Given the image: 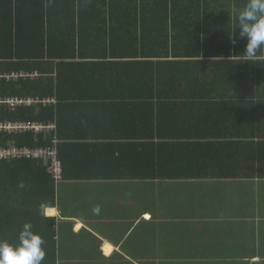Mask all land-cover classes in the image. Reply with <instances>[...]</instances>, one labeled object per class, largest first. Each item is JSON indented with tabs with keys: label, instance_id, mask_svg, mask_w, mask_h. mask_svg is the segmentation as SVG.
<instances>
[{
	"label": "trees",
	"instance_id": "trees-1",
	"mask_svg": "<svg viewBox=\"0 0 264 264\" xmlns=\"http://www.w3.org/2000/svg\"><path fill=\"white\" fill-rule=\"evenodd\" d=\"M246 3L0 0V97L58 103L0 108V123H48L63 115L69 123L79 118L106 131L96 137L107 143L96 146L114 157L112 176L88 168L74 175L64 158L70 145L59 142L63 180L192 182L193 187L203 181L201 197L226 182L264 183V49L246 61L244 42L230 39L238 31L233 10ZM65 124L60 120V127ZM123 126L138 135L117 136L115 129ZM11 140L32 148L52 143L0 135V147ZM92 146L88 154L96 160L100 150ZM55 188L42 160L1 164L0 241L18 244L22 226L30 224L44 241L41 264H59L61 231L57 219L44 212L55 205ZM172 189L169 202L177 211L183 202L178 184ZM193 199L187 195L184 203Z\"/></svg>",
	"mask_w": 264,
	"mask_h": 264
},
{
	"label": "crops",
	"instance_id": "crops-1",
	"mask_svg": "<svg viewBox=\"0 0 264 264\" xmlns=\"http://www.w3.org/2000/svg\"><path fill=\"white\" fill-rule=\"evenodd\" d=\"M9 99L17 98L0 97V100ZM32 100L40 104L0 108L25 110L49 105L57 107L58 104L55 99ZM49 101L55 102L46 104ZM84 117L91 119L86 114ZM66 118L63 115L60 118L56 116L55 121L48 123L6 121L44 123L54 125L55 129L50 134L36 135L33 132L19 131L0 135L15 139L32 135L36 143H40L41 137L45 140L59 138L61 144L70 145L64 158L65 163L76 170L74 175L82 176L88 168L99 170L98 175L112 176L113 173L108 169L113 164L114 157L108 158L106 151H102L108 150L106 147L101 149L96 146L107 143L105 137H96L106 131L97 129V124L91 125L79 118L73 119L71 123ZM60 120L62 124L66 120L67 124L60 127ZM124 129V126L115 129L116 135H138V130L133 132L131 129ZM127 139L133 141L132 138ZM116 141L114 138L110 143L115 144ZM122 141L118 140L117 143L121 144ZM12 145L27 146L11 140L1 147ZM88 145L100 150L96 160L90 159ZM73 148L76 151H72ZM68 169L66 172L70 171V167ZM175 184H178V194L183 202V206L177 211H173L176 208L174 203L169 202V194L176 192L174 189L170 191V185ZM194 184L158 182L151 186L150 182L107 181L93 177L64 179L56 184L54 207L44 211L46 217L57 219L56 227L61 231V237H56L58 263L264 264V183L226 182V186L217 191L203 193V196L207 195L205 197H201L200 193L205 182H200L196 187H193ZM194 189V192H189ZM150 194L153 196L152 201L141 203L138 200ZM187 195H195V199L184 203ZM48 212L56 213L50 215Z\"/></svg>",
	"mask_w": 264,
	"mask_h": 264
},
{
	"label": "clouds",
	"instance_id": "clouds-1",
	"mask_svg": "<svg viewBox=\"0 0 264 264\" xmlns=\"http://www.w3.org/2000/svg\"><path fill=\"white\" fill-rule=\"evenodd\" d=\"M237 27L230 39L244 42L243 56L252 61L264 49V0H247L240 10H233ZM19 243L0 241V264H41L45 252L42 237L25 223L18 234Z\"/></svg>",
	"mask_w": 264,
	"mask_h": 264
},
{
	"label": "built area",
	"instance_id": "built-area-1",
	"mask_svg": "<svg viewBox=\"0 0 264 264\" xmlns=\"http://www.w3.org/2000/svg\"><path fill=\"white\" fill-rule=\"evenodd\" d=\"M55 101H51L52 104ZM40 104L32 99L20 100L9 99L0 100V106H7L11 108H17L21 106H33ZM55 129L54 125H46L44 123H14L6 122L0 123V133L13 134L19 131L33 132L38 135L41 133H51ZM58 144L59 139L52 138V143L43 147L30 148L27 146H8L0 148V166L5 161H21V160H35L44 161L48 167V174L52 177L53 181L58 185L63 181V169L61 161L58 159Z\"/></svg>",
	"mask_w": 264,
	"mask_h": 264
},
{
	"label": "bare ground",
	"instance_id": "bare-ground-1",
	"mask_svg": "<svg viewBox=\"0 0 264 264\" xmlns=\"http://www.w3.org/2000/svg\"><path fill=\"white\" fill-rule=\"evenodd\" d=\"M50 215H54L56 212H48ZM109 251V248H107V252Z\"/></svg>",
	"mask_w": 264,
	"mask_h": 264
},
{
	"label": "rangeland",
	"instance_id": "rangeland-1",
	"mask_svg": "<svg viewBox=\"0 0 264 264\" xmlns=\"http://www.w3.org/2000/svg\"><path fill=\"white\" fill-rule=\"evenodd\" d=\"M45 101H47V100H45ZM46 103H51V101H49V102H46ZM140 187V186H139ZM139 201L141 200V198L140 199H138ZM128 218V217H127Z\"/></svg>",
	"mask_w": 264,
	"mask_h": 264
}]
</instances>
